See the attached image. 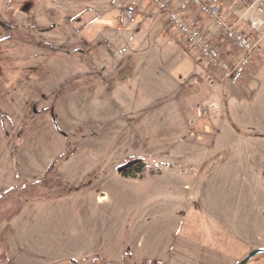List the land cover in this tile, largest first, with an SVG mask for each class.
<instances>
[{"label":"rangeland","instance_id":"1","mask_svg":"<svg viewBox=\"0 0 264 264\" xmlns=\"http://www.w3.org/2000/svg\"><path fill=\"white\" fill-rule=\"evenodd\" d=\"M120 1L46 0V5L59 15L77 11L102 18L118 16L117 26L103 31L111 55L101 51V63L133 55L129 67L136 62L140 70L152 69L159 76L158 84L172 92L191 73L192 64L178 61L174 50L169 61L162 60L167 36L163 29L156 33L153 19L144 16L152 14L155 5L146 2L148 6L139 8L144 15L131 22L124 17ZM80 30L84 34L87 26ZM53 36L71 39L70 43L77 38L72 32ZM261 48L263 64L258 72L254 70L251 91L236 102L237 115L250 118L249 128L239 127L228 111L226 119L236 134L224 130L210 155L190 152L205 143L191 137L205 125L196 109L189 114L190 122L177 115L171 102L155 119L130 118L129 105L141 81L137 72L119 84L121 93H116L122 95L119 105L124 109L120 116L113 110L116 93L104 98L100 89L80 95L71 91L65 101L60 100L59 118L39 124L36 144L28 145L32 152L26 146L24 161L17 160L20 177L26 178L15 176L8 160L9 140L0 137V192L19 180L37 178L43 169L41 160L65 143L64 134L72 154L48 177L47 195L40 188L27 192L13 211L3 214L0 229L6 232V242L0 264H166L173 255L179 257V264H236L249 250L264 247V141L238 136L264 138L255 134L254 124L264 126L254 120L255 103H245L253 91L252 102L262 99L264 40ZM146 54L153 59L146 60ZM71 59V65L54 64L45 80L42 77L32 85L53 91L87 70L77 57ZM240 86L224 83L227 91ZM144 95L139 90L137 99ZM198 106L209 108L205 102ZM5 109L9 111L8 106ZM218 122L219 115L205 125L207 138L216 135ZM183 137L190 139L186 142L190 148H182ZM133 156L145 163L141 172L134 177L116 172ZM225 172L228 182L219 179Z\"/></svg>","mask_w":264,"mask_h":264},{"label":"flooded vegetation","instance_id":"2","mask_svg":"<svg viewBox=\"0 0 264 264\" xmlns=\"http://www.w3.org/2000/svg\"><path fill=\"white\" fill-rule=\"evenodd\" d=\"M120 7L123 11L122 3ZM53 12L47 8L46 0H0V137L3 142L10 141L8 160L19 179L26 176L20 177L17 160L24 161L26 146L36 144L41 129L39 124L59 118L56 105L60 100L65 101L71 91L80 95L88 89L92 92L100 89L106 98L113 91L114 84L130 71L129 56L102 64L99 55L101 51L111 55L108 36L103 35V31L114 29L118 16L102 18L77 11L61 15ZM84 26L87 31L79 34ZM58 31L72 32L77 38H72L71 43V39L61 41L53 36ZM75 57L87 69L83 73L56 85L53 91H43L32 85V82L38 83L43 81L42 77L50 75L54 64L71 65L74 62L71 58ZM6 94L12 96L6 98ZM7 106L9 111L5 109ZM63 136L65 143L55 153L50 151L43 156L45 158L40 163L43 169L37 178L19 180L11 189L0 192V220L4 213L14 210L20 196L26 198L27 192L40 188L42 193L48 194V177L72 155L67 136ZM134 161L128 159L116 172L131 175ZM5 236L6 232L0 229V261L4 256Z\"/></svg>","mask_w":264,"mask_h":264},{"label":"crops","instance_id":"3","mask_svg":"<svg viewBox=\"0 0 264 264\" xmlns=\"http://www.w3.org/2000/svg\"><path fill=\"white\" fill-rule=\"evenodd\" d=\"M181 0H171L173 5H177ZM148 0H141L140 6L146 5ZM148 6V3L147 5ZM151 6V5H149ZM156 6V5H155ZM141 9V8H140ZM139 9V10H140ZM139 15H144L140 11ZM144 16L153 19V30L156 31L158 34H162L163 32L166 34V40L164 44V52L161 56L163 61H169L171 59V51L177 52L176 58L179 60H185L188 63L192 64L191 73L185 77L184 81L178 82L176 87L173 91H169L165 88V86L158 84L159 76L155 74V72L150 68H145L140 70L137 68V63L135 62L132 67H130L129 74H134L137 72L136 78L141 80L139 85H137L135 89V93L132 97V101L129 105V115L130 118L137 119L138 116L142 117L145 116L146 118L152 116V118H157L161 111L160 109H166L168 106L167 104L172 103L174 109L176 110L177 115L180 118H183L184 121H189V114H194V110H197V106L201 102H205L206 106L209 107L205 113L204 118L202 119L203 124L210 126L211 122H214V118L217 119V115H219V122L217 124V128L215 130L216 135H212L211 139L207 138L209 135L204 130L206 126L203 125L199 132L195 133V136H191L195 140H203L205 141L204 144H201L203 147H193L191 148L190 152L193 153H200V155H210L212 152L215 151V145L218 140L221 139L222 133L224 130L231 131L236 134V131L228 123L226 119V114L229 111L230 116L233 119H237L238 126L245 129V131L249 128L250 118L245 114L237 115V101L240 100V97L243 95H248V92L251 91L249 85L254 82L255 75L254 70L256 72L262 66V58L257 57L253 60L243 80L239 83L240 87H236L231 89L230 91L225 90L224 83L218 79L217 75L211 77L209 73L208 64L205 60H203L199 54L192 49H189L184 40L180 37V35L176 32L174 28H172L164 18L159 17L158 9L156 7L155 11L152 14H145ZM221 16L222 19L228 22L236 23V28L239 31H242L247 34H251L253 37H257L256 33H253L250 29V20L253 17H260L264 23V9L261 14L257 13L254 10H250L248 12L245 11V8L241 5L229 3L228 1H224L221 6ZM188 20L192 25H195L201 29H203L208 37L209 40L219 49V51L227 56L228 58L237 59L238 54L235 50L228 44L223 37H221L220 29L217 24L210 21L208 17L204 15H199L196 11H191L188 15ZM264 27V25H263ZM262 27V28H263ZM262 30V29H261ZM263 35L261 38V45L264 40V30ZM146 60H152L153 57L149 54H146ZM133 58V55L129 56ZM175 65V63H172ZM138 69V71H136ZM131 72V73H130ZM176 83V82H175ZM122 84V83H121ZM120 86H113V91L111 94L120 92L118 90ZM131 89V87H130ZM140 91L144 92L145 95L141 100L137 99V93ZM253 91V90H252ZM262 93V99L259 102H252V98L256 95V92L253 91L251 94V98L245 101V103H255V121L260 122L264 125V87L260 90ZM110 94V96H111ZM136 94V95H135ZM117 100L114 104V114H118L116 116H120L124 113V109H122L121 105H119L122 95L118 96L117 93L115 94ZM120 97V99H119ZM129 98V97H128ZM127 99V98H126ZM128 104V103H126ZM166 104V105H165ZM211 112V113H210ZM172 113V110L169 111ZM208 116V117H207ZM188 118V119H187ZM196 122V120H195ZM254 124V123H253ZM258 126L257 132L255 134H259V136L264 135V126L260 127L258 124H254ZM254 134V135H255ZM242 137V139L246 140H256V141H264V138H257L255 136L250 137L246 134L238 135ZM187 137H183L184 148H190L186 146ZM213 142L211 145L210 143ZM192 145V144H191ZM189 145V146H191ZM228 172L224 173L222 176H219L220 181H230L228 177ZM257 246L256 248L261 247ZM254 249V248H253ZM250 251V250H249ZM179 257L178 256H170L168 260H166V264H179Z\"/></svg>","mask_w":264,"mask_h":264},{"label":"built area","instance_id":"4","mask_svg":"<svg viewBox=\"0 0 264 264\" xmlns=\"http://www.w3.org/2000/svg\"><path fill=\"white\" fill-rule=\"evenodd\" d=\"M148 1L156 5L159 17L166 19L184 40L185 45L195 50L206 61L211 77L217 75L221 82L240 83L253 60L262 56L260 42L263 35L261 30L263 21L255 17L250 20V29L257 34L255 38L251 34L237 30L236 23L222 19L221 6L224 1H228L243 6L246 12L254 10L260 14L264 9V0H181L177 5H173L171 0ZM121 3L126 20L134 21L136 15L140 13L141 0H121ZM191 11L208 17L218 25L221 37L238 54L237 59L222 54L208 39L203 29L189 22L188 15ZM206 112L201 106L197 107L198 117L203 118Z\"/></svg>","mask_w":264,"mask_h":264},{"label":"water","instance_id":"5","mask_svg":"<svg viewBox=\"0 0 264 264\" xmlns=\"http://www.w3.org/2000/svg\"><path fill=\"white\" fill-rule=\"evenodd\" d=\"M117 73L118 72H115V74ZM128 76L129 75L124 76L122 79L117 81L114 86L121 84L124 80L127 79ZM259 260H264V247L251 249L236 264H250Z\"/></svg>","mask_w":264,"mask_h":264},{"label":"trees","instance_id":"6","mask_svg":"<svg viewBox=\"0 0 264 264\" xmlns=\"http://www.w3.org/2000/svg\"><path fill=\"white\" fill-rule=\"evenodd\" d=\"M131 158H133L135 161H134V164H133V166H134V171H133V173H131V175H129V176H132V177H134L135 176V173H137V172H141L142 170H143V168H144V166H145V163L143 162V160L142 159H140V158H136V157H131ZM127 176V175H126ZM17 209H18V207H17Z\"/></svg>","mask_w":264,"mask_h":264}]
</instances>
